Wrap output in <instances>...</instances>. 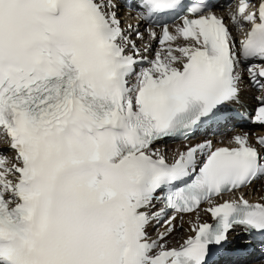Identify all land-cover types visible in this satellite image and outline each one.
I'll list each match as a JSON object with an SVG mask.
<instances>
[{"label":"snow or ice","instance_id":"6c2138e0","mask_svg":"<svg viewBox=\"0 0 264 264\" xmlns=\"http://www.w3.org/2000/svg\"><path fill=\"white\" fill-rule=\"evenodd\" d=\"M256 184L264 0H0V264H264Z\"/></svg>","mask_w":264,"mask_h":264},{"label":"bare ground","instance_id":"6f19581e","mask_svg":"<svg viewBox=\"0 0 264 264\" xmlns=\"http://www.w3.org/2000/svg\"><path fill=\"white\" fill-rule=\"evenodd\" d=\"M221 14L226 16V12H224V11H221ZM126 23H136V21L135 20H126ZM155 47H157V46H155ZM245 99H246V102L249 105V107L254 105V101L251 100V93H247ZM241 127L243 128V130L250 131V132H256V130H257L256 128H253L251 126H246V125H236L235 129L236 130H240ZM226 131L227 132H225V134H222V135L214 137V138H209L208 137L206 139L212 140L214 145L219 146V141L221 139H226L228 136H231V134H232L231 130H226ZM194 143H195L194 141H189V142H186V143H171V144H167V145L163 146L162 147V151L165 152V154L167 155L169 161L171 162L172 159L175 156V151L177 149H181L182 150L184 145H186V144H194ZM253 188L255 189L254 191L250 190V189L246 190V191L248 193L247 198L250 201L255 202V201L259 200L261 196H264V189L261 188L260 184L254 185ZM188 219H189V217L185 216V221H187ZM211 221H212V218H211L210 215L205 214V213H201V222H208L209 223ZM188 227H189V225L187 223H184V230L179 231L178 233H176L172 237L171 243L173 245L178 244L179 242L182 241L183 238H186V236L190 234L187 231ZM233 235L235 236L236 234L234 233ZM241 238L242 239H246V237H244L243 234H241Z\"/></svg>","mask_w":264,"mask_h":264},{"label":"rangeland","instance_id":"374dc122","mask_svg":"<svg viewBox=\"0 0 264 264\" xmlns=\"http://www.w3.org/2000/svg\"><path fill=\"white\" fill-rule=\"evenodd\" d=\"M219 3L223 4L224 2H223V0H220ZM153 48H154V46H153ZM165 145H167V144H165ZM165 145H158V147H160V149H161V151H162V147L165 146ZM163 152H164V151H163Z\"/></svg>","mask_w":264,"mask_h":264}]
</instances>
